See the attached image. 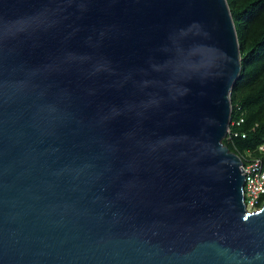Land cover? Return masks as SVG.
<instances>
[{"label":"water","instance_id":"95a60500","mask_svg":"<svg viewBox=\"0 0 264 264\" xmlns=\"http://www.w3.org/2000/svg\"><path fill=\"white\" fill-rule=\"evenodd\" d=\"M239 72L226 0H0V264H264Z\"/></svg>","mask_w":264,"mask_h":264},{"label":"trees","instance_id":"16d2710c","mask_svg":"<svg viewBox=\"0 0 264 264\" xmlns=\"http://www.w3.org/2000/svg\"><path fill=\"white\" fill-rule=\"evenodd\" d=\"M234 20L240 51V72L230 92L231 133L223 138L230 151L243 161L264 160V0H226ZM244 135V137H242Z\"/></svg>","mask_w":264,"mask_h":264},{"label":"built area","instance_id":"2783aa9c","mask_svg":"<svg viewBox=\"0 0 264 264\" xmlns=\"http://www.w3.org/2000/svg\"><path fill=\"white\" fill-rule=\"evenodd\" d=\"M242 118L238 121H230V124L238 125L242 122ZM236 136L237 132L231 133L229 127L227 130V138L231 135ZM244 137V135H242ZM264 150V146L259 147ZM243 161V160H242ZM242 167L245 172V180L243 184L244 204L247 211H254L264 204V160L261 158L249 157L243 161Z\"/></svg>","mask_w":264,"mask_h":264}]
</instances>
